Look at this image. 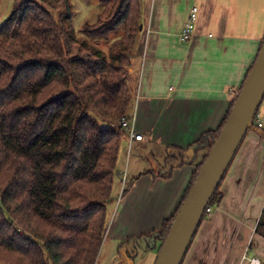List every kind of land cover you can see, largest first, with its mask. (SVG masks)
<instances>
[{"label":"trees","instance_id":"16d2710c","mask_svg":"<svg viewBox=\"0 0 264 264\" xmlns=\"http://www.w3.org/2000/svg\"><path fill=\"white\" fill-rule=\"evenodd\" d=\"M93 1L101 13L79 34L70 0H13L0 24V264H96L126 135L119 121L132 105L125 77L141 0ZM242 84L216 129L187 149L168 148L165 178L190 158L185 152H203L175 211L119 250L149 239L158 254ZM220 185L209 207L220 203ZM254 233L264 240V207Z\"/></svg>","mask_w":264,"mask_h":264},{"label":"crops","instance_id":"0c3cea01","mask_svg":"<svg viewBox=\"0 0 264 264\" xmlns=\"http://www.w3.org/2000/svg\"><path fill=\"white\" fill-rule=\"evenodd\" d=\"M192 7L198 8L195 32L190 41L182 42L179 35ZM141 22L125 78L137 107L134 130L143 136L133 144L145 149L158 141L164 156L169 147L187 149L203 132L219 126L264 36V0H141ZM256 132L264 138V132ZM247 136L220 185L217 210L202 221L182 264L246 263L264 207V152L257 151L254 138ZM193 151L185 154L194 163L174 169L169 178L161 172L157 178L132 174V190L140 186L155 191L160 201L165 199L158 207V222L168 218L182 199L203 154L199 151L194 157ZM117 232L115 247L122 241ZM261 244L264 250L263 239ZM135 245L139 249L134 255L120 253L118 261L154 264L158 242L141 239L131 243ZM110 258L101 255L96 264H111Z\"/></svg>","mask_w":264,"mask_h":264},{"label":"rangeland","instance_id":"374dc122","mask_svg":"<svg viewBox=\"0 0 264 264\" xmlns=\"http://www.w3.org/2000/svg\"><path fill=\"white\" fill-rule=\"evenodd\" d=\"M3 3L4 0H2L0 11ZM12 3L13 0L8 1L7 7L0 19V24L11 14ZM70 4L74 13L72 26L77 34L81 33L85 24L94 23L103 8L97 1L93 0L89 2L83 0H70ZM129 93L131 95L130 90ZM131 104L133 105L130 111V116L134 117V112L137 110V107L135 108L133 101ZM142 133L144 134V132ZM247 134V137L250 136L254 138L253 141L247 138L252 141L254 148L257 151L263 153L264 138L254 130H249ZM125 136L126 135L123 134V140L120 144L119 157L116 163L117 174L114 179V186L111 195L112 198L111 202L108 203L106 208V231L102 246L99 250L98 258L96 260L97 262L102 255V259L111 257V264H122L118 261V254L121 253L129 257L132 255L134 250H138L139 248L138 245H126L120 250L118 247L129 238L140 237L143 234H149L147 232L158 229L162 223V220L158 222L160 217L157 211L158 207H161L165 203V199L160 201L159 197L156 195V193H154L155 191L152 192L153 190L141 188L140 186L135 190H132L131 183L133 182L132 174H147L150 178H152L151 174H153L156 176V178L158 177V174L163 170L162 167L164 166L165 158L167 157V155L163 156L165 153L164 147H161L158 144V141H154L153 143H150L145 149L136 148V146L134 147L135 144L133 143L129 146L127 137ZM262 155L263 154H261V157ZM199 159L200 158H198V160ZM193 163L194 161L188 158L184 161L183 166L186 168ZM177 168L179 167L176 166L175 169ZM217 207L218 205L211 207V212L206 214L204 221L211 219V216L217 210ZM162 214H166V212H163ZM147 221L149 222L147 223ZM118 230H120L119 238H121L122 241H120L118 246L115 247L116 244L114 243V237L116 233L118 234ZM258 241L259 244L256 243ZM262 247L261 238L256 236V240L253 241V247L248 248L249 250L247 249L248 257L247 260H245L246 264H249L250 258H254L251 256H256L259 259L264 258V250ZM112 256L114 257L112 258ZM258 258L256 259L258 260L259 264L260 261Z\"/></svg>","mask_w":264,"mask_h":264},{"label":"water","instance_id":"95a60500","mask_svg":"<svg viewBox=\"0 0 264 264\" xmlns=\"http://www.w3.org/2000/svg\"><path fill=\"white\" fill-rule=\"evenodd\" d=\"M142 26L140 25V29ZM264 96V40L222 130L187 193L154 264H182L209 202L253 126Z\"/></svg>","mask_w":264,"mask_h":264},{"label":"built area","instance_id":"2783aa9c","mask_svg":"<svg viewBox=\"0 0 264 264\" xmlns=\"http://www.w3.org/2000/svg\"><path fill=\"white\" fill-rule=\"evenodd\" d=\"M198 8L192 7L189 15L188 21L185 23L179 38L182 42H188L192 39L194 32H195V22L197 19ZM135 98L138 100L139 98V91L135 90L134 92ZM120 127L124 130L127 137V142L129 146L132 145L134 141H142L143 136L139 133H136L134 130V117L128 115H124L121 117L119 121ZM253 126L257 131L264 132V96L258 105L254 117H253ZM211 207L207 206L205 213H210Z\"/></svg>","mask_w":264,"mask_h":264},{"label":"bare ground","instance_id":"6f19581e","mask_svg":"<svg viewBox=\"0 0 264 264\" xmlns=\"http://www.w3.org/2000/svg\"><path fill=\"white\" fill-rule=\"evenodd\" d=\"M9 0H4V3L2 5V8H1V11H0V19L2 17V14L4 13L6 7H7V3H8ZM258 264V260L257 259H251L249 264Z\"/></svg>","mask_w":264,"mask_h":264}]
</instances>
